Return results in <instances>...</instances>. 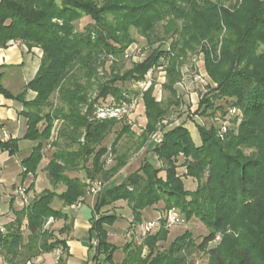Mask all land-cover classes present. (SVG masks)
Returning <instances> with one entry per match:
<instances>
[{"label":"trees","instance_id":"1","mask_svg":"<svg viewBox=\"0 0 264 264\" xmlns=\"http://www.w3.org/2000/svg\"><path fill=\"white\" fill-rule=\"evenodd\" d=\"M0 1V46L7 47L9 43L19 41L43 52L35 79L21 95L14 97L0 87V95L23 104L20 115L27 120L24 139L36 143L23 167L26 173L37 170L54 123L61 120L64 122L60 131L62 141L54 144L56 149L47 172L54 186L66 187L61 194L50 190L40 193L29 206L16 213L15 221L5 227V234L0 232V258L7 264H27L57 248H64V255L65 241L53 235L46 224L50 219L69 220L65 212L53 207L56 199L66 208L89 195L87 183L69 176L82 171H85L87 180L104 184L94 207L97 215L118 201H126L133 213L132 223L137 226L134 228L136 232L144 223L143 213L166 200L180 205L188 215L187 223L191 218L199 217L207 227L208 235L196 248L204 250L217 241L218 228L223 224V211L228 206L226 200L245 201L251 193L249 185L255 175L250 171V165H238L236 167L240 168L243 177L238 179V186H229L231 182L226 180L235 174L227 161L226 149L214 130L196 126L201 140L199 147L193 142L186 123L163 131L162 143H152L148 151L161 167L157 168L145 159L141 167L125 179L105 185L128 164V153L120 154L118 148L124 135L133 133L126 126L119 131L112 145L116 161L107 170L104 158L108 148L104 143L118 123H92L88 118L97 102L100 107L131 104L135 96L124 91L123 86L133 80H143L150 71L166 65L168 78L164 88L170 98L159 102L153 88L144 95L148 123L137 144L136 150L140 151L156 131L158 123L170 114L172 107L179 105L175 85L180 80L181 59L187 50L194 49L204 39L214 42L225 32L222 61L214 63L213 55L207 52L206 69L209 78L222 89V97L237 98L250 119L240 129L244 135L235 139L232 145L253 148L264 132V21L261 29L256 30L251 25L246 27V22L243 24L241 20L232 19L233 15L220 6L221 0H105L101 8L91 0ZM83 17L91 24L78 32L74 25ZM160 24H163V36L156 32ZM132 29L144 37L153 50L143 62L121 72L112 59L122 60L135 42ZM156 44L160 46L154 48ZM165 45H168L167 49ZM109 62V79L103 83L98 75L106 72L103 70ZM119 83L122 86L117 85ZM28 91L36 93L33 101L25 100ZM95 93L96 100L88 103ZM54 96L57 97L56 103L52 102ZM213 100L210 93L201 99L198 112L202 116L213 108ZM86 107L87 113L83 115L82 109ZM0 150L15 154L18 142L12 139L0 142ZM180 159H184L185 175L198 182L194 192L185 188L179 173ZM162 172H165V179L159 175ZM159 218L160 213L154 220ZM115 219L113 214H101L100 218L92 219V230L98 241L93 260L96 264H115L113 256L117 247L108 241L106 229V225ZM163 228L146 241L151 251L150 258L156 255L153 260H143L141 247L130 242L124 249L126 256L122 264H180L181 260L175 256L180 248L191 242L192 235L187 232L170 248L160 251V245L167 240L168 234ZM24 230L29 233L27 239ZM68 230L69 225L66 224L60 232ZM209 253L212 264H261L247 245L233 247L231 251L225 247H214ZM59 264H64L63 257Z\"/></svg>","mask_w":264,"mask_h":264},{"label":"rangeland","instance_id":"2","mask_svg":"<svg viewBox=\"0 0 264 264\" xmlns=\"http://www.w3.org/2000/svg\"><path fill=\"white\" fill-rule=\"evenodd\" d=\"M97 4L98 8H101L105 0H91ZM212 1V0H211ZM246 5L245 8L244 5ZM220 6L230 12L232 14L233 20H241L244 24L246 22V27H255L256 30L261 29V25L264 19V0H221ZM91 22L84 18L75 22V27L77 31H83L84 27ZM159 36H163V24L157 26L156 30ZM225 33V32H224ZM224 33L217 38L214 42L208 39H204L200 43L195 45L194 49L187 50L185 57L182 58L184 66H188L189 70H194L193 65L195 62H202V59L205 61V53L210 52L213 55L214 63H218L222 61V52L224 51V47L222 46V40ZM131 34L135 39V42L132 44L130 49L125 54L122 60L112 59V61H116L117 68L121 72L128 71L133 68L135 63H141L145 59L148 58V55L153 50V47L150 48L147 40L144 37H141L136 30L132 29ZM159 44H156L154 48L159 47ZM168 45H165L167 49ZM135 57L136 60L133 58ZM114 63V62H113ZM110 62L103 70L106 72L100 73L98 77L101 78L102 82L105 83L108 81V72L110 71ZM165 70V69H164ZM194 72V71H193ZM165 74L162 69L159 67L154 69L152 72H149L145 79L140 81L133 80L130 83L123 86L124 91H130L135 96L134 100H138L141 96L144 95L151 89H154V95L156 99L166 101L170 98L169 92L164 88V82L166 79L164 78ZM201 79L199 81H203L205 86V91H209L210 98H212L213 108L208 110V114L206 116H202L199 112L195 115L187 116L184 113L180 117V121L186 120V124L193 125L189 128V132L191 134L192 140L196 146L201 145L200 134L196 126L200 125L202 128L216 132V136L222 142V146L226 149V154L228 155L227 161L231 163L232 172L235 176L230 177L229 180L231 184L229 185L231 188L239 185L238 179L243 177L241 175L240 168H237L238 165H250L252 173L255 175V178L252 179L251 184L249 185V190L251 193L247 195L246 200L240 203L239 201L229 202L226 200V210L223 211V224L220 228H218L217 234L219 239L217 241L209 244L207 248L204 250H199L196 248V245H200L203 242V239L208 235L207 227L201 222V218L193 217L187 223L185 221L187 214L183 212L179 204L168 203L166 200L160 202L154 208H157L160 212V218H162V222L164 226L163 231H168L167 240L164 243H161L160 251H164L174 245L181 236H184L187 232L192 235L191 242L185 247L180 248V252L177 253L176 257H179L181 260L180 264H212L211 254L209 250L214 247H225L229 251L233 249V247H237L240 245H247L251 247L254 257L261 264H264V132H262L261 136L256 140L257 144L253 146V148H249L246 145L238 144L237 146L232 145L235 139H239L242 137L240 129L250 121L249 117L246 114L244 105H239L237 98L234 97H222L223 91L220 89L219 84L209 78L210 83L200 76ZM122 86V84H117ZM163 86V88H162ZM220 89V90H219ZM248 90L245 91V98L247 97ZM208 95V94H207ZM196 98V97H195ZM196 100V99H195ZM57 97L54 96L52 98V102L56 103ZM136 102V101H135ZM142 110V106H140ZM140 110V112H141ZM190 111V110H189ZM202 112V111H201ZM134 113V109H132L131 116ZM197 113V112H196ZM171 116L170 118H172ZM174 121V120H173ZM226 122V132L221 136V127ZM172 122L169 121V124ZM264 124V123H263ZM161 126V125H160ZM156 128L155 134L159 133L163 130V127ZM43 128V125H40ZM137 131H133L132 135L126 134L121 139L119 143V152L128 153L129 155V168L128 172L136 171L140 168L141 163L147 159L150 164L156 166L157 168L161 167L160 162L156 159V157L150 152L142 154L141 151H137V144H139V138L143 135L142 128L138 126L136 123ZM122 126H118L114 132L107 138L104 143V146L108 149L111 148L116 134L121 131ZM154 134V135H155ZM151 136V135H150ZM252 139V138H251ZM107 164L110 165L113 163L115 156L113 153H109L107 155ZM233 161V162H232ZM256 163L259 165L256 166ZM184 159L179 160V173L182 175L183 182L187 191L194 192L197 190L198 182L191 177H187L185 174V167L183 166ZM254 166V167H253ZM235 168V172L234 169ZM248 171V170H247ZM79 174H84V172H79ZM71 176H78L77 174H71ZM160 176H164V173H161ZM126 178V175L123 179ZM241 185V184H240ZM242 186V185H241ZM58 188V187H57ZM57 188H53V190L59 191ZM238 196H236L237 198ZM190 198H188L189 200ZM241 199V198H240ZM64 205L59 201L55 200L53 207L57 209H61L64 211ZM170 208V209H168ZM113 215L116 216V219L106 225V229L109 233L108 241L117 247V250L114 252L113 260L115 264H122L123 259H125V247L128 243L133 242L134 245H139L141 247L142 254L141 258L143 260H147L150 258L151 251L149 245H147V239L154 236L156 233L161 231H154L150 235H143L140 231H136L135 234L131 235V231L137 226H133V218H132V210L129 205H117V202L111 205V210ZM173 211L178 214V216L183 221L180 225L177 226H169L167 223L168 213ZM111 212V213H112ZM157 211H152V209L145 211L143 213V221H152L156 219ZM55 226V227H54ZM64 227L62 221L51 224L49 229L53 231V235H56ZM28 231L24 230L25 239L28 238ZM130 234V235H129ZM129 235V236H128ZM156 255L151 256L150 261L155 258ZM54 258V254H53ZM0 264H7L2 258H0Z\"/></svg>","mask_w":264,"mask_h":264},{"label":"crops","instance_id":"3","mask_svg":"<svg viewBox=\"0 0 264 264\" xmlns=\"http://www.w3.org/2000/svg\"><path fill=\"white\" fill-rule=\"evenodd\" d=\"M42 54L43 52L41 49L36 47L30 48L19 41L9 43L7 47L0 46V87L4 88L14 97L21 95L29 83L35 79L41 66L43 56ZM192 67L194 70L191 71L189 70L188 66H184L182 64L179 68L180 80L175 85L179 105L172 107L170 114L166 115L163 120L158 123L157 128L160 125V127H163L161 132L160 129H158V132L162 134V136L163 131L170 130L186 122V120L180 121V117L184 113H186L187 116H196L200 108L199 103L201 99L209 93V91H205V86H207L208 83L204 85V83H202L203 81H199L196 78L197 76H202L210 83L204 59H202V62H195ZM159 68L164 71V78L166 81L163 84L165 85L168 78L167 72L164 70L166 65ZM35 96H37L35 92L28 91L25 94V100L33 101L36 98ZM96 96L97 95L95 93L88 103L95 101ZM162 101L163 100H159V102ZM98 103L99 102L94 105L92 115L90 118H88L92 123L104 122L95 119V112L97 108L101 106ZM140 106H142V110L140 109ZM133 109L134 113L132 114L130 120L106 121H115L118 123L117 126H126L131 130V132L137 131L136 123H138V126L143 130V134L148 123L144 97L142 98L140 96L139 99L136 100ZM87 110L88 107L83 108L82 114L85 115ZM22 111L23 104L21 102L14 99L5 98L4 95H0V142L6 143L11 139L18 142V151L15 154H10L8 151L0 150V227L4 228L7 226V224L9 225L15 221L17 212H20L26 208L17 193V189L20 186H24L29 190V192L32 194V202L35 200L37 195H40V193H43L46 190L55 191L58 194H61L66 190L64 185H58V188L54 186L47 172V167L52 161V157L56 149L54 144L60 143L62 141L60 138V131L64 125V122L61 120L55 121L51 132V137H49L50 140L44 149V155L37 170L34 173H26L25 167H23L24 162L32 155L36 143L24 139L27 132V120L25 117L20 115ZM171 116L173 117L170 118ZM169 121L172 123L169 124ZM187 125L189 128L193 126L190 124ZM154 134L149 137L145 147L140 150L142 154L149 151L152 143H156L152 139ZM81 142H84L83 137ZM110 152L113 153L112 146L110 149H108L107 155ZM107 155L104 158L105 163L107 162ZM113 155L115 156L113 163L110 165L106 163L105 165V169L107 170L110 169L116 161V155L114 153ZM129 165L130 164L128 162L126 167H124L117 174V176L111 180V182L108 184L106 183L105 185L114 183L120 178L123 179L125 175L127 177L131 173L135 172H128ZM82 172H84V174L81 175L78 172V176L76 177L81 179L84 183H87L86 173L85 171ZM162 173H164V176L166 177L165 172ZM71 174L73 173H70L69 176L74 178L75 176H71ZM160 177L165 179L163 176ZM53 188H57L59 191L53 190ZM97 196L98 195L92 196L87 194L86 197L83 198L79 203L64 208L69 220L67 222L62 220L60 221H62L64 226L68 224L69 230L65 233L59 231L55 235L66 243V249L63 255L64 264H94L93 260L96 248L94 243H98V241L94 231L92 230V219L100 218L101 214H113L112 211L109 212V210H111V206L104 208L100 215L94 213ZM125 204L128 205L126 201H118L117 203V205ZM152 211H157V214L160 213L157 208H153ZM60 221H54V224ZM24 229H26V222ZM54 262L55 260L53 258V252H50L49 254H43L37 257V259L35 258L32 260V262L27 264H56Z\"/></svg>","mask_w":264,"mask_h":264},{"label":"built area","instance_id":"4","mask_svg":"<svg viewBox=\"0 0 264 264\" xmlns=\"http://www.w3.org/2000/svg\"><path fill=\"white\" fill-rule=\"evenodd\" d=\"M135 60L136 58L133 57ZM196 78L201 79L200 76H197ZM136 100H133L131 104H119V105H112V106H103V107H98L96 112H95V119L101 120V121H106V120H117V121H127L130 120L131 118V112L132 109L134 108ZM221 136H224L223 134L226 132V122L225 124L221 127ZM152 139L158 143H162V134L156 133L153 135ZM87 185L89 187V195L96 196L100 193L101 189L103 188L104 184L101 181H91L87 180ZM18 196L20 197L23 205L25 207L29 206L32 202V194L29 192L27 188L24 186H20L17 189ZM183 221L181 218L178 216L177 213L170 211L168 213L167 217V223L169 226H177L180 225ZM52 223H54L53 219H50L47 224L46 228L49 227ZM162 219L159 218L157 220H152V221H146L142 223L139 227V231L143 235H150L154 231H159V229L162 227ZM0 232L5 234L6 230L4 227H0ZM131 235L135 234V230L131 231ZM129 234V235H130ZM128 235V236H129ZM219 239V237L217 238ZM97 242L94 243L95 246H97ZM63 249L64 248H57L53 254H54V260L56 264H59L60 260L63 257ZM96 264V263H94Z\"/></svg>","mask_w":264,"mask_h":264}]
</instances>
